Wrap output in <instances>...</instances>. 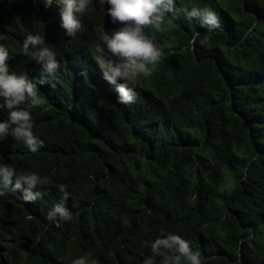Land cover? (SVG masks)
I'll return each instance as SVG.
<instances>
[{"label":"trees","instance_id":"16d2710c","mask_svg":"<svg viewBox=\"0 0 264 264\" xmlns=\"http://www.w3.org/2000/svg\"><path fill=\"white\" fill-rule=\"evenodd\" d=\"M35 1L0 0L11 65L28 35L51 45L49 27L34 24ZM182 3L132 104L96 83L69 91L61 77V95L34 111L57 153L28 170L41 181L38 203L0 217V264H144L155 240L173 234L202 264H264V0ZM205 12L221 27L210 32ZM56 205L72 219L49 220Z\"/></svg>","mask_w":264,"mask_h":264},{"label":"clouds","instance_id":"9594fccd","mask_svg":"<svg viewBox=\"0 0 264 264\" xmlns=\"http://www.w3.org/2000/svg\"><path fill=\"white\" fill-rule=\"evenodd\" d=\"M35 5L34 24L49 27L51 45L39 35H28L12 65L7 48L0 45L1 218L21 213L16 202L38 203L41 194L32 192L41 181L28 170L44 169L57 145L34 127V111L49 95L56 97L59 79L70 80L69 91L79 84L96 83L115 95L118 103L132 104L138 78L150 77L163 59L166 24H175L178 14L185 13L179 0H36ZM188 15L200 12L193 9ZM204 22L210 32L221 27L212 12L204 13ZM55 218L70 221L72 213L56 205L48 215L49 220ZM161 248L179 255L156 253ZM152 251L155 254L144 264H180L181 257L187 264H202L200 253L175 234L156 239ZM72 264H88V257Z\"/></svg>","mask_w":264,"mask_h":264},{"label":"bare ground","instance_id":"6f19581e","mask_svg":"<svg viewBox=\"0 0 264 264\" xmlns=\"http://www.w3.org/2000/svg\"><path fill=\"white\" fill-rule=\"evenodd\" d=\"M85 71V70H84ZM87 73V72H86Z\"/></svg>","mask_w":264,"mask_h":264}]
</instances>
